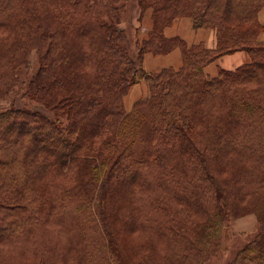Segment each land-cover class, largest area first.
I'll return each instance as SVG.
<instances>
[{
    "label": "trees",
    "instance_id": "1",
    "mask_svg": "<svg viewBox=\"0 0 264 264\" xmlns=\"http://www.w3.org/2000/svg\"><path fill=\"white\" fill-rule=\"evenodd\" d=\"M121 1L0 0V264H208L225 221L250 211L259 230L227 264H264V42L247 23L264 0H138L153 25L136 56ZM182 15L216 46L165 36ZM175 47L181 65L142 70L147 94L127 111L144 54ZM237 50L250 61L203 70Z\"/></svg>",
    "mask_w": 264,
    "mask_h": 264
},
{
    "label": "rangeland",
    "instance_id": "2",
    "mask_svg": "<svg viewBox=\"0 0 264 264\" xmlns=\"http://www.w3.org/2000/svg\"><path fill=\"white\" fill-rule=\"evenodd\" d=\"M224 2H225V0H223V2H221L220 4L217 3L216 4L217 7L222 9L225 5ZM119 4L123 6L122 11H121V15H120L119 27L123 28L124 31L126 32L128 38H129V41H130L131 53L133 56H136L137 41H141L142 39L146 38L147 32L152 28V25H153L152 16H151L152 8L147 6L148 4H146L145 5L146 7L144 9H141V7L139 6L138 0H123ZM184 11L189 12L190 10L186 9ZM183 19H187L188 22L191 24L192 29H194V30H199V29L213 30L214 36H215V41H216L215 29H212V28H207V29L206 28H198V29H196V28H194L193 27V21L190 18V16H188V15H182L179 17H175L174 20L172 21V23L176 20H183ZM227 20H230L231 24L236 25V26L239 25L240 27H244L246 25V23L237 24L238 21H236L234 19L227 18ZM83 23L78 26V29L84 25ZM172 23L169 26H171ZM247 23L248 24H255V28L257 29L256 37L260 41L264 42V7L258 9V11L256 13V19H254L252 21H248ZM169 26L167 25V26L163 27V32H164V29L169 27ZM167 37H169V36H167ZM176 37L182 39L188 46L194 44V43H190V44L187 43V41L180 36H176ZM200 42L204 44L203 41H199L196 43H200ZM215 46H216V42H215ZM205 47H206V45H205ZM174 49H179V48L175 47ZM237 51H244V50H237ZM234 52H236V51H234ZM234 52H232V53H234ZM232 53H228V54H232ZM228 54H224V55H228ZM224 55H222V56H224ZM222 56H220V57H222ZM248 56H249V54H248ZM180 58H181V63H182L181 52H180ZM217 59H215L214 61H216ZM29 60H30V64L28 67L20 68L17 71V75L19 76L20 79H23V80L30 79L32 77V75L38 69L37 55H36L34 50L30 53ZM249 61H250V56H249ZM142 64H143V62H142ZM205 67L203 70H205ZM142 70L147 71L146 69L143 68V65H142V69L138 73L137 83L133 84L130 87L128 93L123 98V104H124L125 109L127 111H130L132 109V106L136 100H138L142 97H145L147 94L148 87H147L146 82L144 81ZM228 70H232V69H228ZM152 72H156V71H152ZM9 105H10L9 101H7V100L5 101V100L0 99V109L5 108ZM14 105L16 107L22 106V107L37 110L39 112L46 114L47 116H49L51 118L59 117L62 120H66L65 115L59 113L60 115H58V116L54 115L53 116V114L50 111H48L42 105H40L39 103H37L36 101L31 100V99H26V98L17 99L15 101ZM149 124L150 123H149L148 113L146 111H144V117L142 118V121L140 122L139 127L137 128L136 134L134 135V139H135L134 149H135L136 157L141 158L144 155L143 140H144V137L148 131ZM256 217H257L256 214L254 212L250 211V212L241 213L240 216L235 218V219L226 220L225 226H223V230L221 233V239H220L221 249L219 250V252L215 256H213L209 260L208 264H227L229 261H231L233 259L234 255L236 254V252L238 251V249L241 246H243L248 240L253 238L256 235V233L258 232L259 227H258ZM240 227H242V228H240ZM130 238L132 240H135V241H137L139 239L135 234H131ZM136 259H138V257H136Z\"/></svg>",
    "mask_w": 264,
    "mask_h": 264
},
{
    "label": "crops",
    "instance_id": "3",
    "mask_svg": "<svg viewBox=\"0 0 264 264\" xmlns=\"http://www.w3.org/2000/svg\"><path fill=\"white\" fill-rule=\"evenodd\" d=\"M164 34L169 37L180 36L189 44L203 41L207 48L215 47L214 31L205 29L194 30L187 19L174 21L171 26L164 29ZM248 61L249 56L247 52L236 51L232 54L219 57L216 61L207 65L204 71L209 76H215L220 68L234 69ZM142 65L147 71H157L163 67L178 68L181 65L180 50L174 49L165 55H153L147 52L143 56Z\"/></svg>",
    "mask_w": 264,
    "mask_h": 264
}]
</instances>
